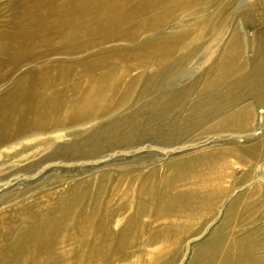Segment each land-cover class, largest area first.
<instances>
[{"label": "rangeland", "instance_id": "374dc122", "mask_svg": "<svg viewBox=\"0 0 264 264\" xmlns=\"http://www.w3.org/2000/svg\"><path fill=\"white\" fill-rule=\"evenodd\" d=\"M21 2L0 0V21L24 16ZM53 12L59 26L0 81L1 97L13 90L0 264H264V0H60ZM24 108L44 123L20 129Z\"/></svg>", "mask_w": 264, "mask_h": 264}, {"label": "bare ground", "instance_id": "6f19581e", "mask_svg": "<svg viewBox=\"0 0 264 264\" xmlns=\"http://www.w3.org/2000/svg\"><path fill=\"white\" fill-rule=\"evenodd\" d=\"M87 3L89 0H85ZM60 2V0H22L19 6L20 11L25 13L24 16L20 14L15 17L13 13L0 21V81L7 78L17 67L22 66L30 60L40 47L45 44V40L40 39L47 34L51 29L59 26L57 15L53 12V5ZM79 30L75 29L77 33ZM74 32H70L68 36H72ZM262 69H260L261 71ZM26 83L19 88V93L24 97L31 96L33 88L41 82V77L26 78ZM258 83V82H257ZM250 85H256L255 80L249 82ZM252 90L255 87H250ZM10 97L0 96V131L10 122L12 114V93ZM83 105L86 109H91L94 105L93 94L88 93L82 98ZM82 112H76L72 117H77ZM19 124L20 129L33 128L44 123L43 118L39 116H32L25 110L15 119ZM1 137V132H0ZM60 231V223L55 224L45 230L37 240L33 253L37 256L45 247H49L52 242V235L54 232ZM99 239V238H98ZM95 239V240H98ZM97 253L94 246H90V254ZM243 254V250L238 252V256ZM228 257V260H233L234 257ZM76 260L77 256H73Z\"/></svg>", "mask_w": 264, "mask_h": 264}]
</instances>
